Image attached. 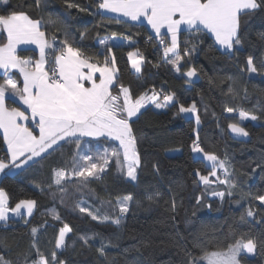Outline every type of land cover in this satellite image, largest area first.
Returning <instances> with one entry per match:
<instances>
[{"label":"trees","instance_id":"trees-1","mask_svg":"<svg viewBox=\"0 0 264 264\" xmlns=\"http://www.w3.org/2000/svg\"><path fill=\"white\" fill-rule=\"evenodd\" d=\"M98 2L40 0L37 5V0H9L7 5L0 2V14L24 11L41 19L50 41L55 37L61 46L67 39L84 56L100 64L106 56L110 57L100 41L120 39L112 44L118 69L113 94H118L123 85L130 89L133 99L154 92L160 100L155 104L164 105L157 120L147 116L151 109L147 108L131 121L141 159L137 180L129 181L117 170L115 160L98 178H89L86 185L81 178L72 176L73 157L85 152L95 159L97 152L103 154L117 147L107 139H81L79 149L75 143H64L21 173L2 176L0 188L11 208L22 200H35L36 206L29 220L0 224V256L11 264H31L38 258L32 247L35 239L36 247L49 258L50 264L54 250L57 260L64 264H189L202 255V247L195 246L197 239L207 250L214 251L218 250L217 245L223 249L243 236L256 241L257 248L253 257L241 255V264H264V204L256 199L264 195V69L260 65L264 58V10L240 16L242 43L231 54H223L205 32H182V59L177 71L171 62L174 56H164L160 39L153 37L145 25L121 20L117 23V19L102 14ZM73 4L79 7H70ZM49 19L56 23H47ZM6 43V32L0 28V46ZM186 43L194 49L188 55ZM134 51L143 57L138 73L129 58ZM18 55L37 57L34 51L26 49ZM249 56L258 69L257 78L249 77ZM191 69L201 78L194 85L183 78ZM4 79L0 74V83ZM166 94L173 95V100L165 102ZM192 104L196 105L199 124L179 111L180 105L187 108ZM227 108L233 111L228 112ZM241 112L257 119L241 120ZM233 123L249 132L250 142H236L229 137L227 130ZM197 133L205 152L227 159L229 178L237 185L231 189L232 195H228V186L216 178L212 177L213 182L208 185L201 182L199 175H208L211 167L203 159L195 158L191 150ZM176 150L180 152L169 154ZM0 159L9 160L1 133ZM60 168L68 171L62 182L66 193H61L54 183L55 172ZM127 188L134 199L119 225L101 223L79 211L81 204L86 203L98 214L116 218L120 216L116 193ZM217 192H225L223 199L214 194ZM155 193L160 195L149 201L147 196ZM248 210L253 211L252 217L246 215ZM65 224L72 231L65 238L66 248L57 250L55 242ZM32 228L38 229L36 237ZM82 237L89 238L87 244ZM102 243L104 256L98 251Z\"/></svg>","mask_w":264,"mask_h":264},{"label":"snow or ice","instance_id":"snow-or-ice-1","mask_svg":"<svg viewBox=\"0 0 264 264\" xmlns=\"http://www.w3.org/2000/svg\"><path fill=\"white\" fill-rule=\"evenodd\" d=\"M7 5L9 0H0ZM40 0H37L39 5ZM79 7V5H70ZM98 8L104 12L116 13L120 17L128 18V21H140L144 18L156 35L160 37V43L164 44V56L169 53L174 54L176 70L180 71L179 61L182 59L178 51L180 44L178 34L181 26H186L187 30L200 32L207 30L214 35L216 43L231 53L235 46L242 43L240 35V16L256 10H264V0H99ZM121 22L117 19V23ZM127 22V21H126ZM47 23H56L49 19ZM43 24L41 19H34L24 11H11L0 14V28L7 33V43L0 46V69H19L23 75V87L18 88L17 82L12 78H5L0 83V129H3L4 140L7 144L9 160L0 159V172L5 169L21 168L27 165L34 158H43L44 154H51L57 151L61 142L75 143L79 149L80 141L83 137H106L119 142L117 148L111 152L105 150L103 154L95 159L90 154L73 157L72 176L81 178L84 184L89 178H98L99 173H104L107 166L115 160L117 170L123 172L131 181L137 180V169L141 166L140 153L137 149V139L133 132L132 120L138 118L141 109L146 107L148 102H155L158 95H140L132 98L130 89L120 85L118 94H113V85L117 80L113 66L116 63L115 55L109 59L105 57L102 64L92 62L91 58L83 55L79 47H73L67 39L61 42V46L55 48L48 42L46 33L41 30ZM162 29H167L171 34L170 43L166 44ZM115 36V34H113ZM55 40V37H53ZM110 53L112 44L108 40L100 41ZM21 44H36L39 46L40 59L36 61L24 60L16 55V49ZM46 49L53 53L51 67L46 68L49 61L46 59ZM194 49L188 48L185 44V55L190 54ZM58 52V54H56ZM134 53H129L132 59V66L138 72L143 62V57L134 58ZM247 71L257 73L258 69L254 64L252 56L247 58ZM261 69H264V58L260 59ZM243 71V70H242ZM99 74V75H97ZM186 75L193 77L196 75L195 69L189 70ZM87 85V86H86ZM231 91V89H229ZM11 93L18 96L27 109L21 111L19 108L9 109L6 106V96ZM163 100L170 102L173 95H164ZM157 107L163 104L156 103ZM179 111L182 113H196V105L184 107L180 105ZM232 112V108H227ZM256 120L255 115L241 112L240 119ZM35 122L38 134L26 125V122ZM196 123H200V118L196 116ZM232 132L248 136L245 128L239 124H230ZM199 136L193 140L191 150L194 153L202 154L203 158L211 163V171L208 175H199L200 180L208 185L209 177H216L217 182L228 186V195H232L231 189L237 187L234 180L230 179L227 159H220L214 153L205 152L198 143ZM23 158V159H22ZM260 167V165H257ZM217 169H222L225 179L220 180L217 176ZM155 171H159L155 168ZM55 185L59 186L61 193H66L67 188L62 184L66 179V172L63 168L55 172ZM71 180V177H68ZM221 199L225 192L214 193ZM160 193L148 195L147 199L153 201ZM6 193L0 188V221L7 223L10 219L9 211L16 216L24 213L21 209H26L28 216H31L36 206L35 200H22L14 208L8 209L5 201ZM134 197L129 194L117 200L118 211L121 214L116 218H110L89 210L86 206H80V212H86L93 220L101 223L111 222L119 225L123 214L129 211V202ZM264 204V195L256 197ZM200 201H197L199 204ZM172 206L175 208L176 202L173 199ZM210 207V206H209ZM246 215L252 217V210H248ZM59 219V217H56ZM244 217H241L243 220ZM72 229L64 225L59 229V234L55 242V249L66 248V236ZM33 237H36L38 229H31ZM84 243H88V237H82ZM195 246L202 247V255L197 259L193 258L189 264H241L239 257L242 252L254 253L257 242L253 239L245 240L243 236L228 243L223 249L210 251L197 239ZM264 247V243L261 245ZM33 249L36 251L37 259L31 264H50L49 258L39 252L36 241L33 240ZM101 256L105 255V245L102 243L98 249ZM191 256V253H187ZM0 264H11L0 256ZM51 264H64L57 260L56 251L51 253Z\"/></svg>","mask_w":264,"mask_h":264},{"label":"crops","instance_id":"crops-1","mask_svg":"<svg viewBox=\"0 0 264 264\" xmlns=\"http://www.w3.org/2000/svg\"><path fill=\"white\" fill-rule=\"evenodd\" d=\"M101 12H102V14L103 15H105V16H109V17H112V18H115V19H119V20H121V21H124V22H129V23H133V24H143V25H145L147 28H148V30H149V32L151 33V35L153 36V37H155V38H157V39H160V37H158L157 35H156V33H155V31L151 28V25H149L148 23H147V21L144 19V18H141V20L140 21H128V18H126V17H120L119 16V14H116V13H110V12H104V10H101ZM41 30L42 31H44L43 30V26H42V28H41ZM162 31V34L164 35V38H166L167 40H168V43H170V40H171V34L170 33H167V29H162L161 30ZM184 31H189V30H187V28H186V26H181V31H180V33L178 34V41H179V44H180V34L182 33V32H184ZM6 32V31H5ZM45 32V31H44ZM202 32H205V33H207L212 39H213V41H214V43H215V45H216V47L223 53V54H231V53H229V52H227L225 49H223L222 48V46H220L218 43H216V41H215V37H214V35L213 34H211L210 32H208L207 30H203ZM46 33V32H45ZM6 35H7V33H6ZM46 37H47V39H48V42L50 43V44H52V42L50 41V39L48 38V36H47V34H46ZM103 40H108L109 41V43L110 44H117V43H119L120 42V39H117V38H114V39H103ZM103 46V49H106V47L104 46V45H102ZM32 50V51H34L36 54H37V57H33V56H30V57H24V58H21V59H24V60H30V61H36V60H39L40 59V54H39V46L38 45H36V44H21V45H18L17 46V49H16V55L19 57V55H18V53H19V51H21V50ZM178 51L180 52V47H179V49H178ZM47 52H51L50 50H48V49H46V53ZM132 53H134L135 54V56H134V58L135 59H139L140 58V55H139V53L138 52H136V51H134V52H132ZM110 54V57H109V59H111V56L113 55L112 54V50H111V52L109 53ZM174 56V54H172V53H169L168 54V56H167V58L168 57H173ZM130 61H131V63H132V59H130ZM102 64V63H101ZM142 64H143V62L141 63V65H140V70H141V67H142ZM115 69H117V67H116V64L113 66ZM135 72H137L138 73V71L137 70H135ZM140 72V71H139ZM0 74L1 75H3L5 78H12V79H14L16 82H17V86H18V88H22L23 87V75H22V73H20L19 72V69H12V68H10V69H8L7 70V76L5 75V70H3V69H0ZM97 75H99V74H97ZM116 76L118 77V71L116 72ZM249 76L250 77H257V74L255 75V74H253V73H250L249 72ZM3 83V82H2ZM114 85H115V83H114ZM113 85V86H114ZM87 86V85H86ZM154 93V92H153ZM153 93H149V94H147V96H152L153 95ZM6 106L9 108V109H12V108H19L21 111H30V110H28L27 109V105H24L23 104V102L19 99V97L18 96H13L11 93H9L7 96H6ZM156 102V101H155ZM155 102L153 103V104H151V105H149L147 108H151L150 110H148L147 111V116H149L150 118H152V119H154V120H157V119H159V117H160V112L162 111V108L161 107H157L156 106V104H155ZM146 108V109H147ZM145 109V110H146ZM142 111H144V110H142ZM141 111V112H142ZM192 118H194V117H192ZM195 119V118H194ZM26 125L29 127V128H31L32 130H33V132H34V134H38V128L36 127V125H35V122H33V121H28V122H26ZM0 133H1V135L3 136V139H4V132H3V129H0ZM101 140V139H107V140H111V141H113V142H115V143H117L118 141H116V140H114V139H112V138H106V137H99V138H96V137H83L82 138V140ZM5 141V140H4ZM61 144H64V142H61ZM118 144H119V142H118ZM5 145H6V150H7V144H6V142H5ZM8 153V152H7ZM8 155H9V153H8ZM47 154H44V156H46ZM9 159H10V155H9ZM23 159V158H22ZM41 158H34V160L33 161H29V163L27 164V165H23L21 168H9V169H5L4 170V172H0V179L2 178V176H4V175H17V174H19V173H21L23 170H25V169H27L28 167H30L31 165H33L34 163H36L38 160H40ZM5 201H6V207L10 210V209H12L10 206H9V202H8V199H7V196L5 197ZM34 211H35V207H34V209H33V213H32V215L34 214ZM21 212L22 213H24L23 215H21V216H16L14 213H12L11 211H9V217H10V219L8 220V222L9 221H11V220H21V219H23V218H26L27 220H29L31 217H32V215L31 216H28L27 215V213H26V209H21ZM7 222V223H8ZM0 224H6L5 222H2V221H0Z\"/></svg>","mask_w":264,"mask_h":264},{"label":"rangeland","instance_id":"rangeland-1","mask_svg":"<svg viewBox=\"0 0 264 264\" xmlns=\"http://www.w3.org/2000/svg\"><path fill=\"white\" fill-rule=\"evenodd\" d=\"M167 41V44H168V40H166ZM131 65H132V63H131ZM132 68H133V66H132ZM133 70L135 71L136 69L135 68H133ZM253 74H257V73H253ZM250 77V76H249ZM252 78H257V77H252ZM157 102H160V100L158 99L157 100ZM154 102H148L147 104H146V107L145 108H143V109H141V111L142 110H145L149 105H151V104H153ZM186 117H194L195 118V120H196V116L198 115L197 114V112L196 113H183ZM248 119H250V118H248ZM248 119H245V120H248ZM113 142V141H112ZM114 143V142H113ZM115 145L118 147L119 146V144H118V142L117 143H115ZM116 147V148H117ZM180 151L179 150H176V151H171V152H169V154H171V155H174V154H178ZM98 153V155H100V154H102V153H100V152H97ZM85 154H87V153H85V152H82V153H80L79 155H85ZM193 154H194V157L195 158H201V159H203L210 167H211V163L210 162H208V161H206L204 158H203V155L202 154H198V153H194L193 152ZM97 155V156H98ZM96 156V157H97ZM108 167V166H107ZM65 170V172H66V175H67V173H68V171L66 170V169H64ZM217 176L219 177V179L220 180H223V179H225V176H224V173H223V170L222 169H217ZM127 177V176H126ZM211 176L209 177V179H210V181H211ZM213 178H216V177H213ZM55 179H56V176H55ZM129 181H131L129 178H127ZM63 182V181H62ZM202 182V181H201ZM54 183H55V180H54ZM203 183V182H202ZM57 186V185H56ZM130 190V188H127V189H125V190H120V191H117V193H116V206H117V208H118V204H117V200L118 199H120V198H123L124 196H126V195H129V194H131V192L129 191ZM130 203L131 202H129V206H130ZM81 206H86V207H88L89 208V210H91V211H93V212H95V213H98L97 211H95V210H93V209H91L86 203H83V204H81ZM119 212V211H118ZM121 215V214H120ZM69 234V233H68ZM67 234V235H68ZM256 254V250H255V252L254 253H251V254H249V253H246V252H242L241 253V255H246L247 257H253L254 255Z\"/></svg>","mask_w":264,"mask_h":264},{"label":"water","instance_id":"water-1","mask_svg":"<svg viewBox=\"0 0 264 264\" xmlns=\"http://www.w3.org/2000/svg\"><path fill=\"white\" fill-rule=\"evenodd\" d=\"M196 71V70H195ZM187 73V72H186ZM186 73H184L183 74V78L189 83V84H191V85H194V84H197V83H199L200 82V80H201V78H200V75L197 73V71H196V75L195 76H193V77H188L187 75H186ZM239 126H241V125H239ZM241 127H243V126H241ZM244 128V127H243ZM246 130V129H245ZM228 135H229V137L232 139V140H234V141H236V142H241V143H248V142H250V140H251V136H250V134H249V132H248V136H241V135H238V134H236V133H234V132H232V130H231V128L230 127H228Z\"/></svg>","mask_w":264,"mask_h":264},{"label":"built area","instance_id":"built-area-1","mask_svg":"<svg viewBox=\"0 0 264 264\" xmlns=\"http://www.w3.org/2000/svg\"><path fill=\"white\" fill-rule=\"evenodd\" d=\"M164 40H165V43L167 44V41H166L167 39L164 38ZM51 42H52V44H53V46H54L55 48L60 47V45H58V41H57L56 39H55V40H52ZM159 45H160L162 48H164V44H161V43H160V40H159ZM56 54H58V52H57ZM46 59L49 61V64L46 65V68L51 67V61H52V59H53V53H52V52H47V53H46Z\"/></svg>","mask_w":264,"mask_h":264}]
</instances>
